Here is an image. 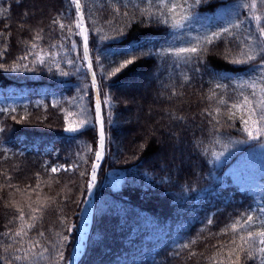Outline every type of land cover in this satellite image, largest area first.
I'll use <instances>...</instances> for the list:
<instances>
[{"label":"trees","instance_id":"16d2710c","mask_svg":"<svg viewBox=\"0 0 264 264\" xmlns=\"http://www.w3.org/2000/svg\"><path fill=\"white\" fill-rule=\"evenodd\" d=\"M174 2L185 6L168 14L161 0H79L105 132L79 264H261L239 237L264 230V140H248V108L231 105L264 88L248 71L264 0ZM79 16L71 0H0V264H68L76 244L100 139ZM145 39L160 55L115 72L116 53ZM197 44L190 63L160 51ZM242 52L257 59L232 63Z\"/></svg>","mask_w":264,"mask_h":264},{"label":"snow or ice","instance_id":"6c2138e0","mask_svg":"<svg viewBox=\"0 0 264 264\" xmlns=\"http://www.w3.org/2000/svg\"><path fill=\"white\" fill-rule=\"evenodd\" d=\"M71 2L76 5L77 9L80 8L79 0H71ZM201 2H202V0H195L196 5H199ZM186 3H187V0H185V4ZM161 6L167 7L168 8V14H171V13H174L177 8L184 7L185 5L184 4H177L174 2V0L170 4L167 3L166 0H161ZM245 7H247V5H245ZM250 7L255 9L256 4L252 3L250 5ZM115 11L117 13H119L120 10L117 8ZM125 15H126V13H125ZM165 15L166 14L161 13L160 16L157 18V22L167 25L169 23V21H168V19L165 18ZM154 16H155V13H153L152 15H149L148 20L151 22ZM183 19L185 21H188L191 19V17L186 15L183 17ZM255 19L257 21V30L259 32V36L261 38H264V25L260 24V17L259 16H256ZM241 23H243V21ZM240 26H241L240 24H236V23H232L231 28H229L228 25H223V26H221L222 30L213 31L210 36H206L205 37V43L206 44H212V43H215L216 40H220V39L224 38L225 36L231 37L232 29L238 28ZM60 27L63 29L64 25L61 24ZM172 27H174V28L175 27H182V25L179 22H176L172 25ZM147 35H149V34L146 33L145 36H147ZM162 38H164V37H162ZM123 43H124L123 41H119L117 44H114L113 47H120V45ZM137 43H138V46L125 47L123 51L116 53L117 56L123 57L124 61H123V63H120L119 61H113L114 64L118 65L117 67H115V70H114L115 72H119L122 68H124V67H126V66H128L134 62L133 59H129L128 57L142 58L145 56L151 57L153 55H160V52H157L155 50L154 42H151V41H148L145 39L142 43H140V42H137ZM149 44H153V47L150 49L148 48ZM198 49H199V51H198ZM203 50H204L203 46L197 44V45H193L190 47L174 49L171 51L166 50V49H161L160 51L163 52L165 55L175 56L177 58V62L182 60L184 63H190L192 57L196 56L198 58L200 52H202ZM241 56H246L247 59L246 60L236 59V60H233L232 63L242 64V63L251 62V61H254L257 59V53H253V54L249 55L248 53L242 52ZM258 57H259V62L255 66L249 67L248 71L249 72L259 71L262 75H264V41H261V43H260ZM83 59L84 60L89 59V48H88V43H87V37H85V41H84ZM40 62L43 63L44 61L41 60ZM68 63L74 64V61L69 60ZM89 68L91 69V65L89 66ZM13 70H15V69H13ZM65 75H66V73H65ZM93 85H95V74L94 73H93ZM217 87H220V85H217ZM250 87H252V89H253L252 97H255L256 96L255 83H252L250 85ZM260 93H261V95H260V98L258 100L251 99L249 96L244 95L242 101H238L237 103H233L231 105L232 109H235L237 107H247L248 108L247 118H245L244 116H241V121L244 125L243 132L247 135V138L249 141L264 140V88L260 89ZM0 111H2V110H0ZM96 115H97V117H99V115H100L99 103L96 106ZM65 130L69 131V132H76L78 129L76 127L70 126V127L66 128ZM0 131H2V130H0ZM103 144H104V136H103V130H101V133H100L101 151L95 152V160L96 161H100L102 159ZM261 147H264V144H261ZM98 167H99L98 163H94L92 165L91 181L87 185L89 190H91L95 184L96 172H97ZM51 171L56 172L57 169L52 168ZM261 211L264 212V209H261ZM21 219H23V217H21ZM261 219L264 220V217H261ZM251 221H252V216L249 215L247 217L246 223H250ZM22 231H23V229H21V231H18L16 233V236H20ZM40 235L42 236L43 233H40ZM239 239L242 242L241 245H239L241 251H243L246 248L248 257H251L253 250L254 249L258 250V252L260 254H262L261 264H264V247H259L257 249V244L258 245H264V230L257 231V232L248 231L246 236L241 235L239 237ZM30 251H31V249H29V252ZM44 251H47V249H44ZM29 252H25L23 257L20 255H16L14 257V259L17 261H20L21 259H27ZM7 259L8 258L5 257V260H7ZM235 264H240L239 258H237V261L235 262Z\"/></svg>","mask_w":264,"mask_h":264},{"label":"rangeland","instance_id":"374dc122","mask_svg":"<svg viewBox=\"0 0 264 264\" xmlns=\"http://www.w3.org/2000/svg\"><path fill=\"white\" fill-rule=\"evenodd\" d=\"M80 17V16H79ZM84 23L80 20L79 22V27H80V33L82 35V27H83ZM85 26V25H84ZM83 36V35H82ZM96 90H98V88L96 87L95 88ZM16 91V88H12L11 91H10V94L14 93ZM28 92V90H23L22 93L26 94ZM58 96L57 95H54L53 96V100L57 99ZM141 109L138 108L137 109V112L140 113ZM100 120H101V117H100ZM100 122V121H99ZM104 147V146H103ZM100 147H99V151H100ZM104 149V148H103ZM104 157V150H103V154H102V158ZM96 162H99V161H96ZM97 172H96V181L95 183L97 182ZM92 205L94 206V202H93V199L92 198H89V200L87 199V202H86V210H85V213H84V217H82V223L86 222L87 219H89V224H86V227L83 226L84 224L81 223L80 227H79V232H78V236H77V240H76V245L74 246V249H73V254L71 256V259L69 260L68 264H74L73 263V256L76 254V252L78 251L77 247H78V243H79V238L81 236H84L85 237V240L83 241V245H82V248L79 249V258H78V261L76 264H78L79 262V259L83 256V253L85 252V248H86V244H87V241H88V234H89V231H87L88 227L89 226H92V219H93V209H92ZM86 243V244H85Z\"/></svg>","mask_w":264,"mask_h":264},{"label":"bare ground","instance_id":"6f19581e","mask_svg":"<svg viewBox=\"0 0 264 264\" xmlns=\"http://www.w3.org/2000/svg\"><path fill=\"white\" fill-rule=\"evenodd\" d=\"M83 20V19H82ZM83 22V21H82ZM82 35L84 36V37H86V27L83 25V27H82ZM100 113H101V110H100ZM102 130V129H101ZM103 136H104V140H105V132H104V130H103ZM104 143H105V141H104ZM103 146H104V144H103ZM100 151H101V149H100ZM102 154H103V150H102ZM101 161V160H100ZM100 161L99 162H96V163H100ZM89 220V219H88ZM87 222V221H86ZM85 240V237L84 236H81L80 238H79V243H78V251H79V249H81L82 248V245H83V241ZM76 252V254L73 256V263L74 264H76L77 263V261H78V258H79V252Z\"/></svg>","mask_w":264,"mask_h":264},{"label":"water","instance_id":"95a60500","mask_svg":"<svg viewBox=\"0 0 264 264\" xmlns=\"http://www.w3.org/2000/svg\"><path fill=\"white\" fill-rule=\"evenodd\" d=\"M89 61H90V57H89ZM97 91V90H96ZM98 95V94H97ZM99 99V98H98Z\"/></svg>","mask_w":264,"mask_h":264},{"label":"built area","instance_id":"2783aa9c","mask_svg":"<svg viewBox=\"0 0 264 264\" xmlns=\"http://www.w3.org/2000/svg\"><path fill=\"white\" fill-rule=\"evenodd\" d=\"M78 248V247H77Z\"/></svg>","mask_w":264,"mask_h":264}]
</instances>
